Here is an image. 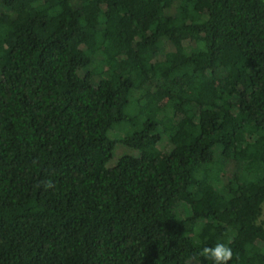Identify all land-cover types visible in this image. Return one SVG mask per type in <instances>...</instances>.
Listing matches in <instances>:
<instances>
[{"label":"trees","instance_id":"1","mask_svg":"<svg viewBox=\"0 0 264 264\" xmlns=\"http://www.w3.org/2000/svg\"><path fill=\"white\" fill-rule=\"evenodd\" d=\"M263 203L264 0H0V264H264Z\"/></svg>","mask_w":264,"mask_h":264},{"label":"clouds","instance_id":"2","mask_svg":"<svg viewBox=\"0 0 264 264\" xmlns=\"http://www.w3.org/2000/svg\"><path fill=\"white\" fill-rule=\"evenodd\" d=\"M203 253L206 256H210L213 264H227L233 255L231 248L222 242L216 243L211 248H204Z\"/></svg>","mask_w":264,"mask_h":264},{"label":"rangeland","instance_id":"3","mask_svg":"<svg viewBox=\"0 0 264 264\" xmlns=\"http://www.w3.org/2000/svg\"><path fill=\"white\" fill-rule=\"evenodd\" d=\"M131 108H132V105L130 106V109ZM110 135L117 140V144H116V148H115V151H114V155H113L112 159L109 161L108 166H113L117 162L118 158L123 153H131V154H135V155L138 154V151H136V150H134L132 148H127L126 146H124L121 143V138H122L121 136H122V134L120 132L118 133L117 130H114L113 129L110 132ZM162 143H163V145H161L160 149L164 153L166 151V144H167V142L164 141ZM163 153H162V156H163ZM262 207H263V211H262V216H261V219L260 220L264 223V203H263Z\"/></svg>","mask_w":264,"mask_h":264}]
</instances>
